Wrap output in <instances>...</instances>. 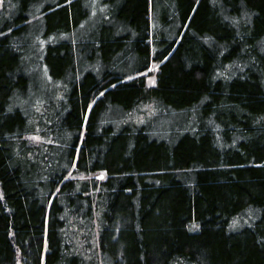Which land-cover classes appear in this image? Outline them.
Here are the masks:
<instances>
[{"label": "trees", "instance_id": "obj_1", "mask_svg": "<svg viewBox=\"0 0 264 264\" xmlns=\"http://www.w3.org/2000/svg\"><path fill=\"white\" fill-rule=\"evenodd\" d=\"M103 2L0 0V264H264V0Z\"/></svg>", "mask_w": 264, "mask_h": 264}, {"label": "rangeland", "instance_id": "obj_2", "mask_svg": "<svg viewBox=\"0 0 264 264\" xmlns=\"http://www.w3.org/2000/svg\"><path fill=\"white\" fill-rule=\"evenodd\" d=\"M87 6L90 7L93 12L89 14L83 25V29H98V27L101 29L100 24H102L103 20L106 18L105 11L108 13V7L107 3L103 2L102 0H86ZM167 5H173L168 3ZM176 12V11H175ZM172 10L170 8H165L164 11H162V14H159L160 20L164 21L165 26H167V23L170 20ZM176 15V13H175ZM176 20L178 19L175 18ZM177 26H175L176 28ZM167 29H174V26L171 25L169 27H166ZM159 29H165L164 27H161ZM158 65H152L150 70L154 71L157 68ZM155 81L153 73L148 77L147 83L148 85H152V81ZM141 111V110H140Z\"/></svg>", "mask_w": 264, "mask_h": 264}, {"label": "snow or ice", "instance_id": "obj_3", "mask_svg": "<svg viewBox=\"0 0 264 264\" xmlns=\"http://www.w3.org/2000/svg\"><path fill=\"white\" fill-rule=\"evenodd\" d=\"M0 34H2V33H0ZM152 83H155V81L153 80ZM31 139H34V140H36V141H39V140L41 139V137H39V136H34V137H31ZM100 178L103 179V178H104V174H101V177H100ZM232 226H233V227L236 226V225H235V222L233 223ZM197 227H198V226H197Z\"/></svg>", "mask_w": 264, "mask_h": 264}]
</instances>
